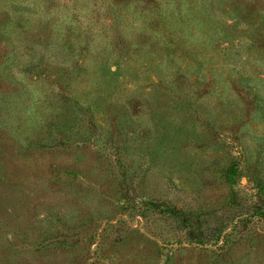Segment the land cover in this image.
Listing matches in <instances>:
<instances>
[{"label": "rangeland", "instance_id": "374dc122", "mask_svg": "<svg viewBox=\"0 0 264 264\" xmlns=\"http://www.w3.org/2000/svg\"><path fill=\"white\" fill-rule=\"evenodd\" d=\"M0 264H264V0H0Z\"/></svg>", "mask_w": 264, "mask_h": 264}, {"label": "trees", "instance_id": "16d2710c", "mask_svg": "<svg viewBox=\"0 0 264 264\" xmlns=\"http://www.w3.org/2000/svg\"><path fill=\"white\" fill-rule=\"evenodd\" d=\"M228 227H229L228 224L223 225V226L220 228V229H221V232H222V231H225Z\"/></svg>", "mask_w": 264, "mask_h": 264}]
</instances>
